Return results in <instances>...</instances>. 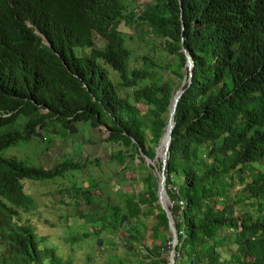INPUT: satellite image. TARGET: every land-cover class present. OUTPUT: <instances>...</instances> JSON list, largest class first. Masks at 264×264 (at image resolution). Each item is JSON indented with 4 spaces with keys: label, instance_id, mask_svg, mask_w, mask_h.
Instances as JSON below:
<instances>
[{
    "label": "trees",
    "instance_id": "1",
    "mask_svg": "<svg viewBox=\"0 0 264 264\" xmlns=\"http://www.w3.org/2000/svg\"><path fill=\"white\" fill-rule=\"evenodd\" d=\"M142 1L0 0V264H71L25 220L32 201L24 182L86 168H33L4 152L22 141L42 143L54 135L51 127L75 136L85 124L124 166L140 154L162 157L181 87L171 76L182 85L187 74L183 48L194 62L192 83L178 102L165 169L175 264H264V0ZM123 24L141 39L160 40L172 59L165 81L145 58L131 65ZM143 185L136 203L128 196L101 219L121 213L120 227L141 222L148 203L157 212L152 230L168 237L152 244L147 253L158 260L150 264H166L169 218L154 177ZM91 193L79 195L93 206Z\"/></svg>",
    "mask_w": 264,
    "mask_h": 264
},
{
    "label": "rangeland",
    "instance_id": "2",
    "mask_svg": "<svg viewBox=\"0 0 264 264\" xmlns=\"http://www.w3.org/2000/svg\"><path fill=\"white\" fill-rule=\"evenodd\" d=\"M150 1H142L139 5ZM120 31L126 35V43L132 51V66H141L145 58L154 64L153 72H157L164 81L171 76L168 66L172 59L163 51L160 40L155 38L156 42L152 41L150 37L153 35L141 39L124 24ZM95 45L103 48L105 42L96 36ZM171 78L178 87L181 86V81ZM140 110L146 114L147 107L140 106ZM76 128L78 133L70 136L63 127H51L49 131L54 135L46 134L44 143L22 141L4 152L6 157L15 156L28 167L45 170L63 162L86 164L85 169L66 171L63 178L26 180L25 194L31 197L32 206L26 215L23 214L25 220L29 219L45 245L54 247L56 254L71 264H140L141 260L145 264L144 256L152 244H159L162 238L168 241L161 229L152 230L156 225L157 212H151L148 203L141 207L145 213L140 218L141 222L132 220L120 227L121 213L98 219L108 215L107 207L124 205L128 196L136 203L138 192L144 191L143 180L151 175L157 179L155 174L159 170L150 169L140 155L129 157L126 165H122L124 158H117L118 150L104 144L99 132L85 124H77ZM156 166L159 169L160 160ZM83 190L92 192L90 200L93 206L87 204L82 194L79 195ZM97 240L102 244L99 245ZM169 251L168 247L164 258L168 259Z\"/></svg>",
    "mask_w": 264,
    "mask_h": 264
},
{
    "label": "water",
    "instance_id": "3",
    "mask_svg": "<svg viewBox=\"0 0 264 264\" xmlns=\"http://www.w3.org/2000/svg\"><path fill=\"white\" fill-rule=\"evenodd\" d=\"M186 56H187V59H188L189 78L191 79L192 76H193L194 64H193L191 56L188 53H186ZM177 103H178V98H176L174 100V105H173V107L171 109V113H170L171 114L170 121H173V125L170 126V131H169L170 136H169V140L166 143V147H165L164 157H163V160H162V162H163L162 172H161L160 175H157V177H158V190H157L158 204L161 206L162 210H164L167 213V216H168L169 222H170V225H169L170 233L172 235L171 249H170V252H169V264H174L175 248H176V245H177V235H176V233L174 232V229H173L174 222H173L172 214H171V212L168 209V205L170 204V201H169V198L167 197V192H166V189H165L166 176L164 174V170L166 169V165H167L168 150H169V146H170V143H171V134H172V131L174 129V124H175L174 113H175V110H176ZM156 159H157V156H156ZM147 161L152 164V162L149 159H147Z\"/></svg>",
    "mask_w": 264,
    "mask_h": 264
},
{
    "label": "clouds",
    "instance_id": "4",
    "mask_svg": "<svg viewBox=\"0 0 264 264\" xmlns=\"http://www.w3.org/2000/svg\"><path fill=\"white\" fill-rule=\"evenodd\" d=\"M31 26V25H30ZM37 34H40L39 32H36ZM184 43V41L182 42V44ZM48 45V47H50V45L49 44H47ZM182 51L184 52V54L186 55V53H187V51L183 48L182 49ZM186 58H187V56H186ZM192 58V57H191ZM193 61V60H192ZM187 63H188V59H187ZM193 64H194V62H193ZM187 76V77H186ZM186 76H185V82H183L182 83V85H181V87L177 90V91H175V93H174V97H173V100H172V103H171V106H170V112H169V120H168V124H167V127H166V129H165V133H164V135H163V137H162V140H161V143H160V145H162V143H163V141H164V138H165V134H166V131H167V129L169 128V131H170V126H172L171 125V123L173 122V121H170V119H171V109H172V107H173V105H174V100L176 99V98H178V102H179V100H180V98H181V96L184 94V92H185V90H184V88H185V86L186 85H188V86H190L191 85V83H192V78L190 79L189 78V73H188V67H187V74H186ZM177 106H178V103H177ZM177 106H176V110H175V113H174V118H175V115H176V111H177ZM176 120V119H175ZM175 125H176V123L174 124V128H175ZM174 130V129H173ZM168 131V132H169ZM172 133H173V131H172ZM169 136H170V134H169ZM46 137V136H45ZM168 140H169V138H168ZM171 141H172V134H171ZM45 142V139L43 140V142L42 143H44ZM168 142V141H167ZM41 143V142H40ZM170 145H171V143H170ZM165 147H166V144H165ZM14 148V147H13ZM169 149H170V146H169ZM164 152H165V148H164ZM140 156L145 160L144 162L148 165V167L151 169L152 168V170H154V171H158V173L157 174H155V177L157 178V179H155L156 180V184H157V190H158V177H157V175H160L161 174V172H162V170H160V167H159V169H158V167L156 166L157 165V162L160 160V166H163V162H162V160H163V157H164V153H163V156L162 157H160L159 155H158V151H157V153H156V156H157V159H156V157H155V159L154 160H150L149 158H147L144 154H140ZM9 158H15L16 160H18L15 156H9ZM147 159H149L151 162H152V164L151 163H149L148 161H147ZM168 159H169V150H168ZM19 161V160H18ZM167 162H168V160H167ZM64 163V162H63ZM62 164V163H61ZM49 170V169H48ZM164 174H165V176H166V180H167V175H166V170H164ZM61 178H63V177H61ZM165 189H166V182H165ZM142 191H140V192H138V195H139V193H141ZM166 192H167V189H166ZM168 194V193H167ZM157 204H158V202H157ZM170 204H171V202H170ZM94 205V204H93ZM159 205V204H158ZM160 206V205H159ZM142 207V206H141ZM161 207V206H160ZM162 209V208H161ZM104 210V209H103ZM106 211V210H105ZM105 215V214H104ZM103 215V216H104ZM102 216V217H103ZM98 220H102L101 219V217L98 219ZM178 241V240H177ZM171 242H172V239H171V241H169V243L167 244V250H168V247H169V249H171ZM169 245V246H168ZM176 249V248H175ZM166 250V251H167ZM165 251V252H166ZM170 252V251H169ZM147 255H148V253H147ZM175 256H176V251H175ZM162 258H164V253H163V255H162ZM165 260H166V264H169V254H168V259L167 258H164ZM140 264H143L142 262H140ZM174 264H175V257H174Z\"/></svg>",
    "mask_w": 264,
    "mask_h": 264
},
{
    "label": "crops",
    "instance_id": "5",
    "mask_svg": "<svg viewBox=\"0 0 264 264\" xmlns=\"http://www.w3.org/2000/svg\"><path fill=\"white\" fill-rule=\"evenodd\" d=\"M149 256H150V255H145V256H144V259H143V260H145V261H146V263H147V264H150V263H151V261L154 259V256H152V255H151L150 257H149ZM152 257H153V258H152ZM154 260H156V261H157L158 259H157V258H155ZM139 262H142V260H141V261H139Z\"/></svg>",
    "mask_w": 264,
    "mask_h": 264
}]
</instances>
